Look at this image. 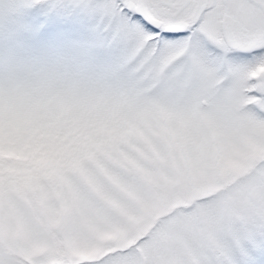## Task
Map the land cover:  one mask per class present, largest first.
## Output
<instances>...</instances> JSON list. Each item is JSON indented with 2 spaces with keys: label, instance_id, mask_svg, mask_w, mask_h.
Listing matches in <instances>:
<instances>
[{
  "label": "snow or ice",
  "instance_id": "6c2138e0",
  "mask_svg": "<svg viewBox=\"0 0 264 264\" xmlns=\"http://www.w3.org/2000/svg\"><path fill=\"white\" fill-rule=\"evenodd\" d=\"M0 264H264V0H0Z\"/></svg>",
  "mask_w": 264,
  "mask_h": 264
}]
</instances>
